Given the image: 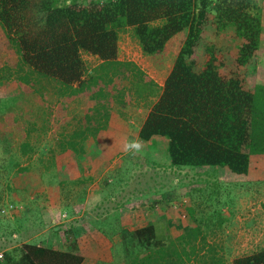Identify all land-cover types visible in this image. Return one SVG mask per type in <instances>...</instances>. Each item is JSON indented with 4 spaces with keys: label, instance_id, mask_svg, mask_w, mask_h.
<instances>
[{
    "label": "trees",
    "instance_id": "1",
    "mask_svg": "<svg viewBox=\"0 0 264 264\" xmlns=\"http://www.w3.org/2000/svg\"><path fill=\"white\" fill-rule=\"evenodd\" d=\"M262 1L0 0V53L5 50L15 56L8 75L22 92H33L38 74L57 82L54 121L62 118L74 96L87 99L82 121L77 118L82 125L59 133L60 151L83 152L86 132L103 129L100 122L107 119L114 100L125 103L131 96L136 100L155 96L137 136L164 138L169 164L220 165L233 174H246L250 157L264 164V82L245 87L236 65H245L259 47ZM211 18L217 29L231 27L237 37L230 62L235 67H225L224 59L215 62L211 55L194 69L187 59ZM126 26L132 28L141 52L150 56L163 52L167 41L185 29L159 89L133 61L117 58V34ZM81 51L99 58L94 68L98 74H83ZM123 79L129 82L126 87L119 85ZM108 82L110 86L104 88ZM188 231L182 226L178 235L170 237L151 222L136 227L132 253L123 264H223L215 247L198 245L196 235ZM20 248L19 257L6 264H81L83 260L75 246L24 242ZM231 264H264V248L235 255Z\"/></svg>",
    "mask_w": 264,
    "mask_h": 264
},
{
    "label": "rangeland",
    "instance_id": "2",
    "mask_svg": "<svg viewBox=\"0 0 264 264\" xmlns=\"http://www.w3.org/2000/svg\"><path fill=\"white\" fill-rule=\"evenodd\" d=\"M184 34L185 29L179 31L167 41L163 52L150 56L141 52L132 28L126 26L118 31L116 55L133 61L159 89ZM236 39L231 27L217 29L211 18L187 59L194 69L211 55L215 62L222 58L225 67H235L230 62ZM80 55L83 74H95L98 57L85 51ZM14 58L5 50L0 53V264L16 260L24 242L54 248L75 246L83 255L81 264H123L132 253L134 229L166 218L171 222L163 229L170 237L178 235L182 226L188 227L198 245H211L222 254L223 264H231L235 255L264 248L262 161L250 157L246 174H233L222 166L225 171L215 178L202 166L170 165L166 141L155 135L138 157H126L121 167L110 172L114 199L105 200L103 179L108 173L100 175L103 181L98 189L91 174L77 169L76 161L65 162L57 145L60 132L69 133L82 125L77 118L82 121L87 99L74 96L66 103L62 118L54 121L57 82L38 74L33 92H22L8 75L13 72ZM236 70L249 89L264 82V24L256 53L245 65H236ZM128 83L123 79L119 85ZM125 92L120 94L123 98ZM153 99L155 96L138 100L141 105L133 96L129 104L114 100L109 112L131 132ZM10 107L13 109L7 110ZM89 139L83 140L85 146L93 144ZM64 213L68 220L62 219ZM173 222L181 226H173Z\"/></svg>",
    "mask_w": 264,
    "mask_h": 264
},
{
    "label": "crops",
    "instance_id": "3",
    "mask_svg": "<svg viewBox=\"0 0 264 264\" xmlns=\"http://www.w3.org/2000/svg\"><path fill=\"white\" fill-rule=\"evenodd\" d=\"M117 58L119 59V57ZM98 61H100L99 58H98ZM150 97L151 96H149L146 100H149ZM138 100H142V99H138ZM138 100H137L138 105L139 104L141 105V102ZM92 103H93L92 101L91 103L88 102V106L91 107ZM129 103L130 102L126 100L125 103L123 104H129ZM85 108H86V104L84 105L83 113H85ZM147 110H148V107L145 109V112L141 115L139 121L135 122L134 125H132L133 129L131 132L128 130V127L121 126L122 122L120 121V119L116 120L117 118L115 117V114H112L111 112H109L105 122L99 121L100 123H104L103 129L97 130V132H95L94 134H89L88 132H86L85 138H90L89 140L93 144H91V146H85L83 143V152L78 153L81 156L77 157L75 155L76 153L71 150L59 151L60 154L66 156L65 162L76 161L74 165L77 167L79 171L83 170L82 174H91L94 179L93 183L94 185H97L98 189L101 188L100 187V185H102L101 181L105 180L104 188L107 191L106 196H104L105 200L114 199L113 198L114 195L110 194L111 192L110 186L112 185V183H110L112 182V178H111L112 175H110V172L121 167L122 165L121 162H123V160L125 162L126 157H138L140 155L139 153H142L141 151L144 148L149 147L151 143L153 136L148 140H143L137 136V129L141 121L143 120ZM93 120L94 118L91 119L92 122ZM130 121L131 119H128L125 122H130ZM134 139H139V141L142 144V150L140 152H126L124 149L125 143L127 141H131ZM148 151L150 153H153L150 148H148ZM70 155H74V156H70ZM197 166H202L204 170L208 171L209 174L215 178H217V176H219V174L222 173L223 170L225 171L224 167L220 165H197ZM192 167H195V166H192ZM105 173H108L107 174L108 176L106 177V179H103V180L99 179L100 175L102 178L105 176ZM95 200L99 202V200L103 201L104 199L96 198ZM240 214H242L241 211H240ZM242 218H245V217L243 216ZM156 220L157 219H154L153 221H151V223L155 224L158 230H161V231H164L163 229L164 225L167 224L168 226L169 222H171V219L169 218H166L165 221L163 222H157ZM173 223H174L173 226L175 225L181 226L180 225L181 223L179 224H177L176 222H173Z\"/></svg>",
    "mask_w": 264,
    "mask_h": 264
},
{
    "label": "clouds",
    "instance_id": "4",
    "mask_svg": "<svg viewBox=\"0 0 264 264\" xmlns=\"http://www.w3.org/2000/svg\"><path fill=\"white\" fill-rule=\"evenodd\" d=\"M124 149L126 152H140L142 150V144L139 139H134L131 141H127L124 145ZM62 219H69L67 213L63 214Z\"/></svg>",
    "mask_w": 264,
    "mask_h": 264
},
{
    "label": "built area",
    "instance_id": "5",
    "mask_svg": "<svg viewBox=\"0 0 264 264\" xmlns=\"http://www.w3.org/2000/svg\"><path fill=\"white\" fill-rule=\"evenodd\" d=\"M7 207H8V208H11L12 206H11V204H8ZM1 255H2V254H1V252H0V257H1Z\"/></svg>",
    "mask_w": 264,
    "mask_h": 264
}]
</instances>
